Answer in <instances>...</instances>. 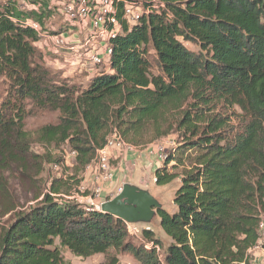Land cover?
<instances>
[{"label": "trees", "instance_id": "1", "mask_svg": "<svg viewBox=\"0 0 264 264\" xmlns=\"http://www.w3.org/2000/svg\"><path fill=\"white\" fill-rule=\"evenodd\" d=\"M22 1L30 8L0 0V153L10 157L17 143L23 157L45 162L30 151L25 130L34 106L58 112L35 142L68 144L75 174L115 132L132 144L176 134L154 182L167 184L181 172L174 210L156 211L170 240L162 252L150 229L136 244L128 223L56 198L53 184L26 210H6L0 264H69L60 248L81 258L104 254L98 264H118L111 251L129 252L139 264L249 262L264 215V0H114L118 29L108 38L107 69L84 86L41 61L35 43L56 11L51 1ZM84 4L93 14L96 1ZM125 5L141 7L134 22L124 17Z\"/></svg>", "mask_w": 264, "mask_h": 264}, {"label": "rangeland", "instance_id": "2", "mask_svg": "<svg viewBox=\"0 0 264 264\" xmlns=\"http://www.w3.org/2000/svg\"><path fill=\"white\" fill-rule=\"evenodd\" d=\"M16 1L20 8H30L24 1ZM50 1L56 11L45 21L46 29L40 31V39L35 43L42 54L41 61L59 77L84 86L94 72L107 69V40L96 32L94 34L87 18H79L73 22L66 16L64 7L76 0ZM133 7L140 11V6ZM67 24L74 27L71 26L65 31L63 27ZM61 30L63 32L59 33L58 31ZM185 44L188 48L196 50L193 45ZM95 51L101 55V62L97 63L90 58ZM4 88H6L5 81L0 78V102ZM57 117V111L28 106L25 130L29 138L34 141L29 146L30 151L46 156L44 163L38 164L30 157H23L18 151L17 143L10 147L12 151L10 157L0 153V187H4V189L0 188V225L5 224L9 218L10 213H6L9 207L13 206L15 209L13 211L26 210L36 204L53 184L59 188L56 198L75 200L85 207L95 205V208H98L100 201L114 197L122 182L124 184L131 181L137 187L147 190L162 208L169 212L174 210L173 196L180 182L181 169L174 170L178 176L164 185H157L154 182V170L162 164L165 155L176 145V134H169L151 143L132 144L125 141V144L118 149H112L108 161L112 177L110 180H102L96 158L83 171L75 174L73 167L75 152L68 144L49 145L35 142L39 128L57 123ZM135 225L140 230L149 227L154 238L162 243L161 252L170 241L159 225L157 214L152 217L150 223H135ZM128 238L136 244L145 242L141 232L130 233ZM60 250L62 258L69 264H98L105 258V255L100 253L81 258L73 255L66 248ZM111 253L117 256L118 264H139L129 252L111 251Z\"/></svg>", "mask_w": 264, "mask_h": 264}, {"label": "built area", "instance_id": "3", "mask_svg": "<svg viewBox=\"0 0 264 264\" xmlns=\"http://www.w3.org/2000/svg\"><path fill=\"white\" fill-rule=\"evenodd\" d=\"M78 1L79 3L77 5L69 2L64 7L66 16L73 22L77 21L79 18H87L94 31V34L96 32L101 37H105V40H107L106 43H108V38L114 36V33L118 29L117 21L111 15V13L113 12L114 0H97L96 5L93 8V14L89 13V9L87 6H85L84 0ZM134 9L135 8L132 5H125L124 7V17L128 22H134L139 16V11ZM33 26L37 28L36 24H33ZM109 26H111V28H109ZM110 51V47L107 44V60ZM90 58H92L93 61L97 63L101 62V55L98 53V51L93 52L90 55ZM124 144L125 142L115 132L111 135V137L108 138L106 145L98 150L96 161L98 163L99 170L101 171L100 178L102 180H110V178L112 177V172L108 165L110 151L112 149H118ZM159 149H161V147ZM162 150L163 149H161V151ZM93 206L96 207L95 205ZM145 229H149V227ZM128 231L132 233L141 232V230L138 229L135 224L130 223H128ZM157 251H159L158 248ZM248 253L252 256V259L249 260V262L243 261L237 264H259L256 261L254 262L255 257H260L264 260V215L262 216L259 223V238L256 244L248 250ZM262 263L264 264V261Z\"/></svg>", "mask_w": 264, "mask_h": 264}, {"label": "water", "instance_id": "4", "mask_svg": "<svg viewBox=\"0 0 264 264\" xmlns=\"http://www.w3.org/2000/svg\"><path fill=\"white\" fill-rule=\"evenodd\" d=\"M101 211L114 215L126 223H150L161 204L147 191L124 183L118 193L99 205Z\"/></svg>", "mask_w": 264, "mask_h": 264}, {"label": "crops", "instance_id": "5", "mask_svg": "<svg viewBox=\"0 0 264 264\" xmlns=\"http://www.w3.org/2000/svg\"><path fill=\"white\" fill-rule=\"evenodd\" d=\"M128 183L134 184V183L131 182V181H128ZM115 184H116V183H115ZM116 185L118 186V184H116ZM116 185H115V186H116ZM120 185L122 186V185H123V182H122ZM134 185H135V184H134ZM121 186H119V187H121ZM119 187H118V189H120ZM117 193H118V192H117ZM117 193H116V194H117ZM116 194H115V195H116ZM115 195H114V196H115ZM106 200H107V199H103V200L100 201V202L102 203V202H104V201H106ZM262 260H263V259L260 258V257H255L254 262L256 261V262H259V263L261 262V263H262Z\"/></svg>", "mask_w": 264, "mask_h": 264}]
</instances>
